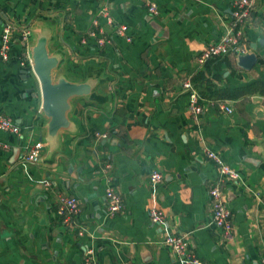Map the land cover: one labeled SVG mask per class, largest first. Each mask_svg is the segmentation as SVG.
Masks as SVG:
<instances>
[{"label":"crops","instance_id":"obj_1","mask_svg":"<svg viewBox=\"0 0 264 264\" xmlns=\"http://www.w3.org/2000/svg\"><path fill=\"white\" fill-rule=\"evenodd\" d=\"M146 1L156 3L157 17L148 14ZM231 3L0 0V35L6 23L16 30L10 60L0 59V116L21 131L17 137L0 132V143L8 146L0 150V264H83L86 250L92 251L91 264H178L162 243L173 233L186 234L204 264H261L264 97L217 100L208 94L264 82V0H254L251 21L242 30L247 53L255 47L252 69L220 56L229 67L207 74L196 62L205 47L227 34ZM105 5L116 25H126L130 43L98 15ZM94 19L110 39L102 50L92 39L81 42ZM25 29L33 46L46 39L48 54L58 60L55 79L89 87L87 95L69 101L70 127L55 137L47 134L38 81L30 66L20 65ZM201 72L210 84L192 82L200 97L196 119L182 83ZM221 103L231 114L221 111ZM37 143L38 163H26L25 146ZM204 146L219 152L236 174L224 184L232 214L229 235L209 226L208 189L217 171L201 154ZM154 170L163 179L153 187ZM107 186L123 202L122 213L114 217L106 214ZM58 194L79 202L70 229L55 216ZM151 210L161 211L164 222L153 223Z\"/></svg>","mask_w":264,"mask_h":264},{"label":"built area","instance_id":"obj_2","mask_svg":"<svg viewBox=\"0 0 264 264\" xmlns=\"http://www.w3.org/2000/svg\"><path fill=\"white\" fill-rule=\"evenodd\" d=\"M254 0H232L231 3V19L230 27L227 34L216 44H211L205 47L200 54L196 57V62L199 66H204L208 61L220 56L237 57L247 53V48L244 42H242V30L243 27L251 21L253 15ZM109 7L101 6L98 11V15L105 18L108 25H112L115 36L130 43L131 38L127 36L126 25H116L114 20L111 19L109 14ZM145 9L152 17H157L159 11L156 3L146 1ZM98 19L92 20L90 28L87 30L85 36L81 40L85 43L87 39H92L95 46L102 50L106 45L110 44V39L105 35L104 31L99 27L97 23ZM15 27L11 24H4L1 29L0 35V59L3 62L10 60V38L14 33ZM21 43L18 57L20 65L30 66L29 57V39L30 33L27 29L20 33ZM183 88L188 96V110L189 113L196 119L201 112L199 105L200 97L193 87L190 78H187L183 83ZM221 111L227 114H231V109L225 105L220 104ZM0 132L11 136H19L21 131L12 119L9 117L0 116ZM8 146L0 143V150H7ZM41 144L37 143L32 146H25L26 163H38L39 152ZM201 154L206 160L212 161L217 175L216 178L210 183L208 189V196L211 205V216L209 226L218 232L219 234L229 235L232 231V214L228 208L224 198V184L230 182L236 178L235 172L227 165L221 158L219 152L210 149L209 147H202ZM163 175L160 171L154 170L149 175V181L151 185L157 186L162 182ZM104 197L106 202V214L109 217H114L122 213L124 207L120 194L112 186H107L104 190ZM55 216L60 219L61 223L68 229L72 227L71 223L74 218L79 215V202L70 195L58 194L54 201ZM151 221L155 224L164 222V215L159 210H151ZM162 243L165 244L171 251L173 257L177 259L178 264H204L195 253L189 247V239L184 233H173L165 236L162 239ZM92 251L86 250L84 254L83 264H91ZM130 264V263H124ZM261 264H264V257L261 260Z\"/></svg>","mask_w":264,"mask_h":264},{"label":"water","instance_id":"obj_3","mask_svg":"<svg viewBox=\"0 0 264 264\" xmlns=\"http://www.w3.org/2000/svg\"><path fill=\"white\" fill-rule=\"evenodd\" d=\"M251 49V53L236 57V64L240 69L249 71L256 65L257 57L253 52L255 47L252 46ZM28 51L31 71L39 84L40 110L49 120L47 134L49 137H55L59 131L70 127V121L67 118V112L70 109L69 101L87 95L89 87L86 84L68 82L63 77L55 79L54 71L58 66V60L48 54L45 38L40 37L34 46L29 41Z\"/></svg>","mask_w":264,"mask_h":264},{"label":"trees","instance_id":"obj_4","mask_svg":"<svg viewBox=\"0 0 264 264\" xmlns=\"http://www.w3.org/2000/svg\"><path fill=\"white\" fill-rule=\"evenodd\" d=\"M208 64H205V73H210L211 68H213V70L218 71L217 69H220V67L222 65H226L227 67H229V63L226 59H221V58H216L213 59L211 61H208ZM205 73L201 72L199 74H197L196 77H193L191 80L193 82V84L197 85L201 84L203 85L205 88H208L209 84H210V79L205 77ZM213 77H217L216 74L213 75ZM246 94H258L262 97H264V82L263 81H256L253 82L251 84H248L246 86L243 87H238L235 89H230V88H226V89H222V90H217L214 91L211 94H208L209 97H215L217 100H230V99H235L239 96H243ZM213 95V96H212Z\"/></svg>","mask_w":264,"mask_h":264}]
</instances>
